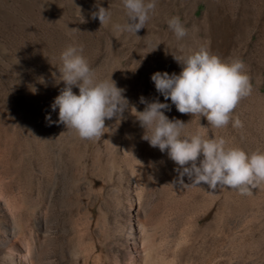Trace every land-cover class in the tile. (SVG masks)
Here are the masks:
<instances>
[{
	"label": "rangeland",
	"instance_id": "374dc122",
	"mask_svg": "<svg viewBox=\"0 0 264 264\" xmlns=\"http://www.w3.org/2000/svg\"><path fill=\"white\" fill-rule=\"evenodd\" d=\"M98 2L111 11L107 26L92 19L97 0H0V258L14 243L28 256L36 246L41 264H139L133 224L152 241L153 264H264V187L240 195L172 184L177 166L141 139L134 109L106 120L98 141L45 119L58 120L51 105L68 45H83L90 67L137 111L141 96L165 102L153 73L178 74L173 56L203 46L246 66L252 91L233 113L243 127L214 129L174 105L165 114L187 134L264 151V0H157L138 36L112 28L126 20L121 0ZM173 16L189 29L182 40L168 27Z\"/></svg>",
	"mask_w": 264,
	"mask_h": 264
},
{
	"label": "clouds",
	"instance_id": "9594fccd",
	"mask_svg": "<svg viewBox=\"0 0 264 264\" xmlns=\"http://www.w3.org/2000/svg\"><path fill=\"white\" fill-rule=\"evenodd\" d=\"M121 2L126 20L112 24V28L116 33L138 36L137 32L145 28L154 13L157 0ZM95 7L98 11L91 13L92 19L98 18L101 26L109 25L110 9L100 6L98 0ZM167 24L177 40L189 33L178 16L169 18ZM82 53L83 45H68L60 54L56 82H63L64 87L51 105L52 111L58 109V120L52 121L49 113L45 117L49 123L64 125L81 140L98 141L105 133L106 120L115 118L121 122L126 119L124 113L134 109V117L143 129L141 139L161 153L166 152L177 166L172 184L204 185L213 192L228 188L240 195H251L254 189L264 187V151L248 153L238 146H229L222 136L187 134V123L169 119L165 114L174 105L181 114L205 118L214 129H224L230 123L234 128L243 127L233 113L241 99L251 94L252 85L241 59H222L203 46L189 54L173 56L181 68L178 74L157 71L151 75L156 92L165 102L158 97L149 101L141 96L140 103L145 107L137 111L124 95L126 90L111 77L100 78ZM73 88L78 89V94ZM169 100L171 104L167 103Z\"/></svg>",
	"mask_w": 264,
	"mask_h": 264
},
{
	"label": "bare ground",
	"instance_id": "6f19581e",
	"mask_svg": "<svg viewBox=\"0 0 264 264\" xmlns=\"http://www.w3.org/2000/svg\"><path fill=\"white\" fill-rule=\"evenodd\" d=\"M130 232L132 238V244L134 247V253L139 264H153L152 251L153 243L149 236L146 234L143 226L135 227L130 224ZM141 236V239L138 238ZM143 240V241H142ZM10 241V240H9ZM10 247L6 249L5 254L3 253L0 258V264H41V256L38 255L36 246L32 247V250L28 255L24 254V248H19L18 245L11 243ZM34 262H32V261Z\"/></svg>",
	"mask_w": 264,
	"mask_h": 264
}]
</instances>
